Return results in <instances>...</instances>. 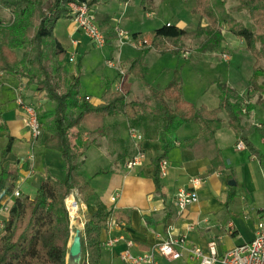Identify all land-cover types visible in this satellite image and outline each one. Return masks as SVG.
Returning <instances> with one entry per match:
<instances>
[{"label":"crops","instance_id":"crops-1","mask_svg":"<svg viewBox=\"0 0 264 264\" xmlns=\"http://www.w3.org/2000/svg\"><path fill=\"white\" fill-rule=\"evenodd\" d=\"M131 1L125 2L124 0V12L117 18L116 23H113V15L108 12L101 14L100 19L107 15L110 17L109 23L114 29L120 27L124 30L122 27L124 18L132 19L128 14V5ZM156 2L157 0H154V8L157 7ZM98 7H102V0L100 5L97 4L93 9L95 8L97 11ZM144 12V16L151 21L154 12ZM136 14L140 15V12L137 11ZM69 19L71 26L67 29V35H69L71 45L78 47L82 43L80 34H83L75 31L73 21L71 18ZM148 23L150 25L149 21ZM148 23L145 22L142 26L145 27ZM171 24L177 25L173 22ZM199 24L205 26L206 18L200 17L198 24H192L191 27L189 25L186 27L177 26L192 31ZM160 27L149 28L148 32L151 33V37L154 31ZM126 32L128 33V31ZM138 34L137 32L136 35ZM231 36L235 38V40L231 39L232 42L241 44L249 51L253 60V68L255 58L248 49L245 40L237 38L233 34ZM137 37L143 38V35L140 34ZM57 38L63 44L62 39L59 36ZM130 44L131 42L125 41L122 44L119 38L106 43L113 51L118 49L120 54L122 47ZM130 46L134 47L132 44ZM145 47L135 48L142 51ZM154 53L160 54L155 49H150L146 53L145 61L148 69V56ZM187 53L189 56V52ZM206 54L213 53L207 52ZM231 55L233 54L231 53ZM238 60L236 58L237 67L233 70L235 74L231 71L226 79L219 78L211 82V86L214 88V104L210 106L203 100L196 105L198 107L204 105L208 109L217 108L221 95L218 84L226 82L242 95L241 103L248 102L247 112L242 114L243 123L264 127V119L258 120L257 118L264 116V92H257L249 86L252 74H249L251 76L247 79L239 74L238 70L242 69ZM127 67L126 70L121 64L119 65V70L123 69L125 73L124 82L133 77L139 78L134 74H128L129 65ZM146 79L150 85L155 86L149 82L147 74ZM141 82L149 92L148 87L142 80ZM22 84L24 85L23 99L26 103L32 104L35 99L39 100L43 97L33 85H27L19 76L13 73H0V174L4 165L19 172L20 178L17 182L19 186L33 176L39 177L38 185L40 178L45 173L37 176L35 147L44 134L45 124L42 117L46 116L37 109L42 122V133L38 138L33 139L31 129L25 122L26 111L16 101L17 89ZM155 87L164 88L159 85ZM126 90L129 92L127 96L130 100L136 99L142 94L144 95L143 99L148 97L144 90L139 94H132L131 89ZM130 94L133 95L132 98L129 97ZM90 98L94 105L102 102V97L94 99L90 96ZM219 117L222 124L213 138L205 139L199 136L201 127L198 122L185 123L180 125L175 133L166 137L170 145L167 150L162 140L163 123L159 118L151 115L141 117L136 125H132L131 120L124 115L106 117L92 115L79 128L74 129L76 134H80L82 141L88 144L80 159L82 161L80 170L83 177L106 205L114 207L124 216L119 223H112L109 229L101 231L102 257L99 264H130L122 258L126 249L129 248L133 255H139L160 245L167 238L169 232L176 236L186 235L189 247L197 245L205 251H208L211 241H216L219 255L255 237L258 222H264V161L252 154L246 145L239 146L241 140L238 139L235 130L230 126L229 115L226 111L221 112ZM93 120L96 125L93 123V127H89ZM131 126L136 127L143 135L142 140L135 141L129 135ZM82 128L84 130L87 128L100 136L94 137L90 143H87L89 138L83 133L87 134L89 131H83ZM98 129L101 132H96ZM49 136L48 132L46 140ZM249 138L264 155V135L254 132ZM10 141L11 151L4 155ZM138 149L144 150L147 154L144 164L134 169H127L125 166L127 159L133 156ZM30 155H32V159H30ZM160 155L166 157L168 169L165 176L159 174L158 185L155 179L154 159ZM100 161L106 163V166H99ZM23 165H28V169H25ZM195 177L201 178L196 187L199 199L180 210L176 205L178 191L182 188H193L191 180ZM68 198L74 201L77 208L75 214L78 216V227L80 225L83 238L84 225L97 210L93 203L94 197H90L85 202L79 190L74 189ZM79 212H82L84 218ZM0 218H6V214L0 215ZM1 232L2 229H0V235ZM72 233H74L73 230ZM121 236L126 240H132L133 245L128 247L126 240L120 239ZM115 239H119V241L112 246L107 244L108 241ZM83 260L84 254H82L80 264ZM157 260L158 264H200L187 250L183 251L179 259H169L157 254ZM67 264H77L69 254Z\"/></svg>","mask_w":264,"mask_h":264},{"label":"trees","instance_id":"trees-1","mask_svg":"<svg viewBox=\"0 0 264 264\" xmlns=\"http://www.w3.org/2000/svg\"><path fill=\"white\" fill-rule=\"evenodd\" d=\"M237 1L239 3L235 10L245 12L249 18L247 23L227 10L226 0H196L194 11L201 18H206L208 25L199 24L195 30L189 31L167 23L155 30L150 39H146L148 45L141 55L127 61L128 74L136 75L148 87L150 96L146 99L130 100L123 90L109 87L102 95V102L94 105L90 96L82 94L79 78L71 79L67 49L55 36L54 29L59 19L72 18L69 3L88 2L94 7L100 0H0V9L6 8L11 13L7 22L0 20V73L19 76L27 85H33L44 98L55 102V113L46 121L50 136L45 144L61 153L66 169L64 180L56 178L47 170L40 178L34 197L21 193L11 199L6 224L0 235V264H67L71 217L66 199L74 189L79 190L85 202L94 197L93 203L97 207L84 225L82 264L100 263L101 231L109 229L113 220L119 223L124 216L95 194L80 170V159L88 144L83 143L79 133L72 137L71 131L79 128L92 115H124L131 120L132 125H136L143 116L157 117L163 123L162 140L167 150L170 145L166 137L185 123L198 122L201 127L199 136L213 138L222 124L219 114L226 111L229 124L238 139L252 154L264 161V155L249 138L254 132L264 135V127L243 123V97L235 88L220 82L219 105L208 109L204 105L198 107L184 98L183 81L178 70L164 88L152 86L146 79L148 66L145 56L150 49L160 53L171 51L184 58L185 52H189L186 59L195 54L204 55L221 48L225 40L221 27L225 25L230 33L245 40L255 58L249 86L257 92H264V68L260 66V61L264 59V0ZM141 6L150 12L154 9V0H141ZM96 16L106 43L118 38L109 23L110 17L104 15L100 19V15ZM187 42L196 45L190 47ZM10 151L11 141L4 155ZM165 158L160 155L154 159L158 185L160 162ZM23 166L28 169V165ZM19 178L17 170L3 165L0 174V208L16 188Z\"/></svg>","mask_w":264,"mask_h":264},{"label":"rangeland","instance_id":"rangeland-1","mask_svg":"<svg viewBox=\"0 0 264 264\" xmlns=\"http://www.w3.org/2000/svg\"><path fill=\"white\" fill-rule=\"evenodd\" d=\"M238 3L237 0H226V8L230 12H233L239 20L247 23L249 18L246 16L245 12L239 13L235 10ZM156 4L157 7L152 10L154 16L150 21L144 16L145 10L141 6V0H132L130 2L128 5V14H130L132 19L127 20V18H124L122 24L124 30L128 31V37H125L124 39L125 42L135 40L134 38H138L137 36H140V34L143 35V38H147L148 40L151 38V33L148 32L149 28H157L167 22H173L174 24L183 27H186L187 25L191 27L197 25L200 21V16L194 11L196 0H157ZM99 5L100 3L98 6ZM68 7L70 6L68 5ZM124 9V0H102V7H98L97 11L96 9L94 11H96L98 16L105 14V12L110 13V15H113V23H116L117 18L121 16ZM137 11L140 12V15L136 14ZM10 17L11 13L8 9H0V20L2 22H7ZM148 21L150 22V25ZM145 22L148 24L143 27L142 24ZM206 22V25H208L209 21L207 19ZM70 26V19H59L55 26L54 34L56 37L59 36L62 39L63 45L67 49V59L70 61L69 66L72 72L71 79L79 78L82 94L90 95L92 98L97 99L102 97L109 87H111L112 90H117L121 80L119 65L125 64L123 68L127 70V61L132 59L135 55L136 57L140 56L142 53L141 49H136L135 47L130 46V44L122 47V52L120 54L118 49H114L113 51L108 45H105L104 48L98 47L92 42V40L81 34L80 38L82 43H80L78 47H73L69 41V35H67V29ZM137 32L139 33L138 35H136ZM221 32L225 39L224 43L220 49L211 52L213 54H195L194 56L192 55L191 58L185 59L184 57H179L170 51L165 53L159 52L161 56L156 53L148 56L147 60L149 69L147 72V78L149 82L155 86L159 85L165 87L174 77L175 71L178 70L183 81L185 98L194 104H198L205 100L207 104L212 106V104H214V88L211 86V82L218 80L219 78L226 79L228 75H230V72L237 67L236 58L239 59V64L241 63L240 68L242 70H238L240 75L247 79L251 76L249 74L253 73V60L249 51H247L244 46H241V44L231 41V39L235 40V38L231 36L232 33L230 34L227 26H222ZM187 43L190 47L196 45L194 42ZM225 52H231L233 54L231 58L233 59L232 61H225L222 59L221 53ZM72 53L74 54L73 61L70 60ZM185 56L188 57V54L185 53ZM108 60H112L116 66H109ZM260 66L264 68V59L260 62ZM233 74H235V72ZM123 86V91L126 92L127 95L129 92L126 89H131L132 94H139V92L144 90L148 96H150V93L146 87L143 86L139 78H130L123 83ZM132 94H130V98L133 97ZM143 96L144 95L142 94L141 96L136 97V99L142 100L144 98ZM31 105L36 109H39L40 112L46 116L42 117L45 124L44 134L35 147V170L37 176H40L49 170L56 178L64 180L66 178V169L61 154L55 149L48 148L45 144L46 137L48 136V130L46 128L47 117L55 113L56 104L54 101L42 97L39 100L35 99L32 101ZM249 108H251V106H249ZM224 115H226V113H224ZM257 118L258 120H261L264 119V116H259ZM93 123L96 125V122L93 120L90 124L88 123L90 125L89 127H93ZM82 129L83 131L87 130V128H85V130L84 128ZM87 131H89L87 134L83 133L84 136L89 138L86 141L87 143H90L94 137L100 136L91 130ZM98 131L101 132L100 129L96 132ZM71 135L74 137L76 135V130H72ZM99 166L105 167L106 163L100 161ZM38 179L39 177L33 176L20 184L22 193L34 197L37 191ZM79 213L81 214V217L84 218L82 212ZM75 220L77 221V219ZM74 233H72L71 226L68 248Z\"/></svg>","mask_w":264,"mask_h":264},{"label":"built area","instance_id":"built-area-1","mask_svg":"<svg viewBox=\"0 0 264 264\" xmlns=\"http://www.w3.org/2000/svg\"><path fill=\"white\" fill-rule=\"evenodd\" d=\"M71 13H72V21L74 23L75 31L81 32L83 35L88 37L92 42H94L98 47L104 48L106 45V38L101 30L96 12L93 7H91L88 2H71L69 3ZM116 33L118 35L121 43H124L125 37H128V33L120 27H117ZM135 40H131V44L136 47H145L148 45V41L144 38L138 37L134 38ZM187 53V52H186ZM188 54V53H187ZM185 56V54H184ZM186 57V56H185ZM221 57L225 61H229L232 58L230 52L221 53ZM70 60H74V54L72 53L70 56ZM108 65L116 66V64L112 60H108ZM121 80L120 84L117 87V90H123L124 86V72L120 70ZM24 94V85H20L17 89V103L22 106L26 111L25 122L29 126L32 132L33 139L38 138L42 133V125L39 119L38 111L31 104H28L23 99ZM87 99H90L87 97ZM242 112H247V101H243L242 103ZM129 135L135 140L139 141L143 139V135L138 131L136 127H129ZM244 143L241 141L239 146ZM147 158V154L144 150L138 149V151L127 159L125 166L127 169H134L138 166L144 164ZM30 159H32V155H30ZM168 169V161L167 159H163L160 162V175L165 176L167 174ZM201 178L195 177L191 180L193 184V188H182L178 191L176 197V205L180 210L185 209L189 204L198 201L199 195L197 192V185L200 183ZM21 195V189L19 184H17L16 188L12 192V194L7 197L6 202L0 208L1 214H8L9 211V202L11 198L18 197ZM116 196L113 197L115 200ZM116 221L113 220L112 223ZM6 224V218H0V229H3ZM120 239H125L123 236ZM126 240V239H125ZM119 241V239L108 241V245L112 246L115 242ZM128 247L133 245L132 240H126ZM184 250H187L191 253V255L196 258L200 264H264V222L259 221L256 227L255 237L247 242H243L239 245H236L227 251H225L222 255L218 254L217 251V242L211 241L208 245V251H205L202 247L193 245L189 247L187 244L186 235L176 236L172 232L168 233L167 238L157 247H153L152 249L145 251L139 255H133L129 248L126 249L122 258L129 262L130 264H158L157 254H161L164 257L169 259H179L182 256Z\"/></svg>","mask_w":264,"mask_h":264},{"label":"water","instance_id":"water-1","mask_svg":"<svg viewBox=\"0 0 264 264\" xmlns=\"http://www.w3.org/2000/svg\"><path fill=\"white\" fill-rule=\"evenodd\" d=\"M68 254L77 264L81 263V258L83 254V246H82V233L79 227L75 229V233L72 237V240L69 246Z\"/></svg>","mask_w":264,"mask_h":264},{"label":"bare ground","instance_id":"bare-ground-1","mask_svg":"<svg viewBox=\"0 0 264 264\" xmlns=\"http://www.w3.org/2000/svg\"><path fill=\"white\" fill-rule=\"evenodd\" d=\"M67 205H68L69 211H70L72 230L75 232L76 227H78V221L75 220L78 217L77 214H75L77 208L74 204V201H71L69 198L67 199ZM79 227H80V225H79Z\"/></svg>","mask_w":264,"mask_h":264}]
</instances>
